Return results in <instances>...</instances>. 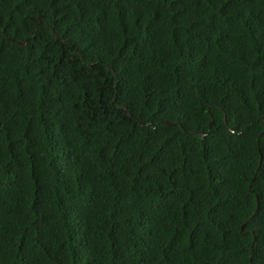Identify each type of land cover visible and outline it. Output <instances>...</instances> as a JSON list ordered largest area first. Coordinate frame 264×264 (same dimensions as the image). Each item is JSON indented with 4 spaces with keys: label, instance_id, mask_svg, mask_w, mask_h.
<instances>
[{
    "label": "trees",
    "instance_id": "16d2710c",
    "mask_svg": "<svg viewBox=\"0 0 264 264\" xmlns=\"http://www.w3.org/2000/svg\"><path fill=\"white\" fill-rule=\"evenodd\" d=\"M0 264H264V0H0Z\"/></svg>",
    "mask_w": 264,
    "mask_h": 264
},
{
    "label": "water",
    "instance_id": "95a60500",
    "mask_svg": "<svg viewBox=\"0 0 264 264\" xmlns=\"http://www.w3.org/2000/svg\"><path fill=\"white\" fill-rule=\"evenodd\" d=\"M56 36L59 37V35L56 33ZM124 108H126V106H123ZM169 124H173L172 121H167ZM203 136V133L201 134Z\"/></svg>",
    "mask_w": 264,
    "mask_h": 264
}]
</instances>
